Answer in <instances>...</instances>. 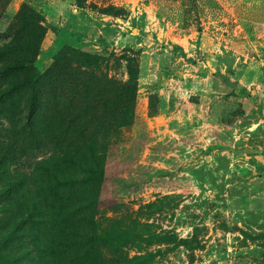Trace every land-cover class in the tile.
<instances>
[{
    "label": "rangeland",
    "instance_id": "374dc122",
    "mask_svg": "<svg viewBox=\"0 0 264 264\" xmlns=\"http://www.w3.org/2000/svg\"><path fill=\"white\" fill-rule=\"evenodd\" d=\"M10 63L0 264H264V0H0Z\"/></svg>",
    "mask_w": 264,
    "mask_h": 264
},
{
    "label": "trees",
    "instance_id": "16d2710c",
    "mask_svg": "<svg viewBox=\"0 0 264 264\" xmlns=\"http://www.w3.org/2000/svg\"><path fill=\"white\" fill-rule=\"evenodd\" d=\"M23 66V63H10L8 64L7 66L3 67L1 70H0V73H5V72H8V71H12L18 67H22ZM95 176L94 174H91L89 177H87V179H93Z\"/></svg>",
    "mask_w": 264,
    "mask_h": 264
}]
</instances>
